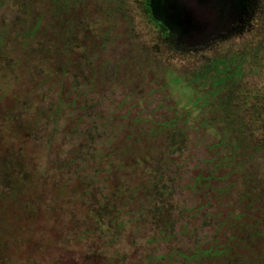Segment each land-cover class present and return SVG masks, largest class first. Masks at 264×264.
Returning a JSON list of instances; mask_svg holds the SVG:
<instances>
[{"label":"rangeland","instance_id":"obj_1","mask_svg":"<svg viewBox=\"0 0 264 264\" xmlns=\"http://www.w3.org/2000/svg\"><path fill=\"white\" fill-rule=\"evenodd\" d=\"M91 4L75 13L78 23L84 25L78 37L85 36L91 45L98 38L101 45L106 36L103 60L108 82L98 91L87 90L86 105L77 115L78 120L83 118L79 140L67 136L54 139L52 133L57 130L50 120L36 127H23L28 118L34 117L29 116L30 108L24 110L27 104L36 108L49 104L58 93L57 83L45 82L48 62L28 56L16 67L18 75L12 70L10 78L2 77L4 67L7 69L11 63L17 66V60H13L15 32L5 36L6 50L12 55L2 64L0 73V264H99L102 260L105 264H162L167 261L164 257L170 244L189 254L188 248L210 241L217 227L216 220L207 214L214 206L199 209L210 192L199 194L187 185L192 184L197 170L207 168L206 161L215 156L210 146L222 136L220 108L231 109L230 121L249 133L252 142H260L264 136V13L246 38L203 54H184L166 43L145 12L143 0H95ZM19 18L16 2L0 0V31L7 32L11 24L17 27L15 19ZM54 32L52 29L51 34ZM30 43L34 50V45L46 44V39L41 36ZM58 48L64 50L65 44L60 42ZM54 67L59 80L61 66ZM18 77L19 84L15 82ZM223 77L230 79H225L221 88L213 87ZM79 78L78 73L70 71L59 86L64 91L82 87ZM227 93L232 94L233 101ZM132 96L140 101V106L133 109L136 114L144 111V117L160 119L175 116L178 122L184 118L182 123L195 129L188 132L189 146L171 155V164L170 159L163 158L149 167L148 172L155 173L156 166H165L160 174L169 180L170 193L162 186L154 187L155 194L148 195L153 202L152 212L150 208L144 215L137 210L140 205L144 207L142 203H132L127 209L131 214L117 215L112 221L106 213L117 214L120 207L107 209V205H114L106 198L105 182L89 183L87 193L74 191L73 197L62 194L58 187L67 179L74 180V168H60L55 161L60 157L65 160L66 156L60 154L76 148V143L84 155L93 156L104 148L115 138L119 114L130 107ZM12 123L21 127L15 135L10 129ZM28 145L34 152L46 147L36 159L45 173L44 183L23 197H7L13 176L24 180L29 176ZM45 154H49V161ZM148 175L145 182L149 187L159 174ZM92 176L89 171L88 179ZM50 208L55 209L48 211ZM184 225L189 232H181L186 231L182 230Z\"/></svg>","mask_w":264,"mask_h":264},{"label":"trees","instance_id":"obj_2","mask_svg":"<svg viewBox=\"0 0 264 264\" xmlns=\"http://www.w3.org/2000/svg\"><path fill=\"white\" fill-rule=\"evenodd\" d=\"M13 1L17 4L20 18L15 19L17 27L13 28L14 25L11 24L7 32L0 31V55L2 56L0 57V73L2 64H5L6 59L10 61L12 55L10 50H6L5 36L15 32V50L14 58H12L14 61L17 60V66L13 63L9 64L7 69L3 66L5 74L2 77L10 78L12 70H15L18 75L19 71L16 67L19 68L27 56L28 59H40L49 63L45 68L47 77L45 82L51 81L55 85L57 83L56 88L52 87L58 92L50 98L47 105L36 108L32 104H27L24 110L28 111L30 108L29 116L34 117L28 118L23 127L25 129L36 127L39 123L50 120L55 123L57 130L52 133L54 139L67 136L79 140L81 133L78 130L83 118L78 120L77 115L86 105L84 96L87 90L98 91L99 87L102 88L108 82L105 72L106 62L103 60L106 36L103 37L101 45L98 38L90 39L94 41L91 45L85 36L78 37V34L84 31L82 30L84 25L78 23L75 13L78 10H86L89 5H92L91 1L94 3L95 0ZM79 22L81 23L80 19ZM52 29L55 31L54 35L51 34ZM63 35H66L63 39L55 38ZM41 36L46 39V44H36L33 50L30 42H37ZM60 42L65 44L64 50L58 48ZM50 43L53 45L51 46ZM217 62L219 61L215 64ZM55 64H59L62 69L59 80L56 77L58 72L54 71ZM142 64L145 65L144 62ZM70 71L79 74L82 87L64 91V87L61 84L59 86V83L60 80L61 83L63 82L62 78ZM225 79L230 78L218 79L213 87L221 88ZM19 81L18 77L15 82L19 84ZM138 88L141 89V85ZM58 96L59 98L56 99ZM213 97H217L216 94ZM131 99L134 102L131 101L130 107L125 109L124 114H119L121 120L114 127L117 130L115 138L106 142L104 148H100L93 156L84 155L78 149L79 143H76L74 145L76 148L60 154L62 157L66 156L65 160L60 157L59 161H55L60 168H74V180L67 179L58 187L63 190L62 194L73 197L74 191L79 194L87 193L89 183L94 184L101 180L105 182L108 187L105 193L106 198H109V202L114 205L113 208L107 205V209L114 210L115 205L120 207L117 214L112 211L106 213L110 219H113L112 221H116L114 217L117 215L131 214L127 209L132 206V203L133 205L142 203L144 207L140 208V205L137 210L144 215L147 214L153 203L148 195L155 194L154 187L159 189L162 186L164 191L170 193L171 185L167 183L169 180H165V176L160 174L165 166H156L155 173L148 172L149 167L163 158L170 159L171 164V155L178 152V149L182 150L189 146L186 140L188 132L195 129L187 123L183 124L184 118L178 122L175 116L172 119H160L149 115L144 117V111L136 114L133 109L140 106V101L134 96ZM233 99L232 94L229 95V101ZM80 107L83 108L80 109ZM220 109L223 115L221 121L224 122L220 126L222 136L219 141L210 146L215 156L206 161L209 163L207 168L197 170L192 184L187 185V188H192L199 194L210 192L208 197L207 195L204 197V199L207 197L206 204L203 203L199 209L209 204L214 206V210L207 214L217 222L215 234L210 241L188 248L189 254L177 248L176 245L170 244V250L164 257L167 261L162 264H264V136L262 141L252 142L249 133L230 121L231 109L224 107ZM18 127L20 126L12 123L10 129L14 135L17 133L16 129L21 131V127L20 130ZM44 149L46 147L34 152L32 146L28 145L29 163L26 165L29 176L25 180L13 176L12 188L6 194L7 197L15 198L18 195L23 197L27 191H34L44 183L45 178L42 174L45 175V173L40 170L41 167L36 162L37 157L46 152H42ZM36 154L38 155L34 159L33 156ZM46 155L49 161V154L44 156ZM89 171L93 172L91 180L88 179ZM132 174L134 175L131 176ZM145 175L157 176L156 181L152 179L150 182V188L146 185ZM122 200L128 203L122 205ZM54 209L50 208L48 211H54ZM191 210L188 209L187 212ZM182 230H186L185 225ZM86 234L89 233L86 232ZM99 264H105V261L102 260Z\"/></svg>","mask_w":264,"mask_h":264},{"label":"flooded vegetation","instance_id":"obj_3","mask_svg":"<svg viewBox=\"0 0 264 264\" xmlns=\"http://www.w3.org/2000/svg\"><path fill=\"white\" fill-rule=\"evenodd\" d=\"M145 12L152 24L161 31L166 43L176 51L184 54H203L206 51L219 47L221 44L230 43L249 36L258 20L264 13V0H240L239 10L231 13L228 24L225 22L218 32L196 39H180L169 23L164 22L159 16V11L152 8V0H143Z\"/></svg>","mask_w":264,"mask_h":264},{"label":"water","instance_id":"obj_4","mask_svg":"<svg viewBox=\"0 0 264 264\" xmlns=\"http://www.w3.org/2000/svg\"><path fill=\"white\" fill-rule=\"evenodd\" d=\"M239 1L152 0V8H157L159 16L172 26L180 39H196L218 32L231 13L239 10Z\"/></svg>","mask_w":264,"mask_h":264}]
</instances>
